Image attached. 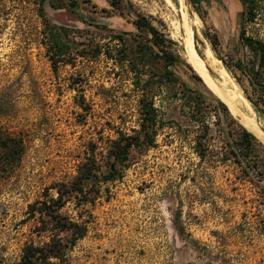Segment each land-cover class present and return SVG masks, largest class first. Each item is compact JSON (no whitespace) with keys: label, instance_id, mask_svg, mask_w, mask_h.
Listing matches in <instances>:
<instances>
[{"label":"rangeland","instance_id":"rangeland-1","mask_svg":"<svg viewBox=\"0 0 264 264\" xmlns=\"http://www.w3.org/2000/svg\"><path fill=\"white\" fill-rule=\"evenodd\" d=\"M140 16L173 42L184 82L202 88L186 66L201 76L193 62L196 52L221 87L243 95L238 114L250 117L264 135V117L220 59L235 62L249 55L240 40L243 28L264 39V1L250 23L238 0H197L196 6L191 0H123L118 8L107 0H0V134L24 146L14 168L3 171L0 160V264L54 253L57 257L40 263L264 264V177L250 182L244 164L230 153L223 162L201 160L195 151L197 124L188 122L180 100L165 86L155 97L163 122L157 145L139 139V101L154 66L140 65L136 75L106 52L118 58L110 35L152 37L135 27ZM55 37L66 58L96 45L103 53L76 56L55 71L50 58L60 51ZM222 69L229 75L221 77ZM230 112L240 123L242 116ZM214 122L211 118L210 134L217 137ZM119 138L132 139L134 146L125 165L115 164L118 177L110 180ZM257 139L264 148V138ZM87 167L94 170L87 195L69 193ZM59 191L66 192L63 206L55 205L50 217L41 203L50 205ZM74 223L86 234L75 244L73 229L61 228Z\"/></svg>","mask_w":264,"mask_h":264},{"label":"trees","instance_id":"trees-1","mask_svg":"<svg viewBox=\"0 0 264 264\" xmlns=\"http://www.w3.org/2000/svg\"><path fill=\"white\" fill-rule=\"evenodd\" d=\"M111 6L118 8L123 3V0H107ZM243 8L246 17V22L254 23L258 17L259 12L263 7L264 0H238ZM75 3V2H74ZM193 6H196L197 0H191ZM76 4V3H75ZM138 30L146 31L151 38H144L142 35H137L132 38V34L123 32L120 34L110 35V41L116 43V51L118 58H115L108 49L107 57L115 60L116 63L123 66L128 63V68L131 72L138 75L140 65L146 67L147 64L153 65L152 77L144 86L143 96L139 101L140 112L142 115V122L140 124L141 130L139 132V139L142 137L146 141L148 147H156V137L158 130L163 126V122L159 120V109L156 107L155 97L159 90L165 86L166 92L171 93L172 99L180 100V109L186 113L189 123H192L197 129L195 131V151L201 160H210L211 158L218 159V161H225L229 158V153L235 157L236 163L243 165L244 172L247 173L249 181L252 182L255 177H264V152L259 151L262 145L259 143L256 136L248 131L239 121L233 117L228 106L218 98L213 97L208 87L204 84L203 79L199 76L191 66H186L192 70L190 79L202 85V88L195 89L184 82L178 74L177 69L183 61L181 56L171 50L173 42L167 40L165 36L145 17H138L134 22ZM240 40L249 50V55L239 58L235 62H226L220 58L227 70L235 78L238 85L242 88L244 95L249 99L253 107L264 117V39L254 38L248 36L245 28L240 33ZM54 45L60 51L53 52L50 56L53 68L57 71L60 62L70 63L74 61L76 56L97 58L103 53L102 46L96 45L84 49L78 54L71 52L64 56L63 45L59 46L58 38H54ZM216 51V49H215ZM181 70V69H179ZM187 74V73H186ZM203 89V90H202ZM214 118L218 130L217 137L212 136L210 119ZM132 139H128L125 143L123 138H119L114 142L112 148V157L115 162L109 167V179H117L116 163L125 165L126 157L130 149L134 146ZM218 143L220 146H216ZM217 147V148H214ZM238 148V150H236ZM263 148V147H262ZM264 149V148H263ZM24 153V146L21 139L12 137L11 135L0 134V160L3 171L8 168H14L19 163ZM93 169L87 167L86 170H81L79 176L69 188V193L76 192L77 195L85 197L87 195V186L93 176ZM66 192L59 191L58 199H50L48 205L46 201L41 204L44 205L43 213L52 216L51 210L55 205L61 208L62 201ZM73 228L62 225L63 231H71L74 236L73 244L77 240L85 237V228L77 223L72 224ZM177 227L179 233H182L181 227ZM57 257V254H43L42 258H36L34 254L25 257L27 260L23 264H41L40 261Z\"/></svg>","mask_w":264,"mask_h":264},{"label":"bare ground","instance_id":"bare-ground-1","mask_svg":"<svg viewBox=\"0 0 264 264\" xmlns=\"http://www.w3.org/2000/svg\"><path fill=\"white\" fill-rule=\"evenodd\" d=\"M197 19V18H196ZM196 24V23H195ZM210 54V52H209ZM211 60V59H210ZM193 62L194 64H196V69L199 72V74L205 79L206 83L208 84L209 88L216 94V96H218V98H220L230 109V111L237 113L236 115H241L242 116V120L243 123L250 129L252 130L258 137H263L264 135L262 134L261 130L259 129L258 126H256L255 123H253L247 116H245L244 114H242L241 112L238 114V112L240 111L238 109V95L232 93L231 91H229L228 89L221 87L216 81L215 79H213L210 74L209 71L207 69V64L206 62L196 53L193 52ZM217 65V64H216ZM222 67V66H221ZM220 69V68H219ZM220 73V72H219ZM218 73V74H219ZM225 75H229L228 72L224 69H222L220 76L221 77H225ZM228 78V77H227ZM236 88V87H234ZM233 89V88H232ZM236 90V89H235ZM239 92V91H238ZM236 92V93H238ZM239 94V93H238ZM241 94V93H240ZM241 97L243 95H240ZM240 97V98H241ZM239 98V99H240ZM249 105V104H247ZM250 106V105H249ZM250 108V107H249ZM252 112V111H251ZM255 117V116H254Z\"/></svg>","mask_w":264,"mask_h":264},{"label":"water","instance_id":"water-1","mask_svg":"<svg viewBox=\"0 0 264 264\" xmlns=\"http://www.w3.org/2000/svg\"><path fill=\"white\" fill-rule=\"evenodd\" d=\"M220 99V98H219ZM221 100V99H220ZM222 101V100H221ZM240 123L248 130V131H250L254 136H256V138H258L257 137V135L252 131V130H250L244 123H243V120H240Z\"/></svg>","mask_w":264,"mask_h":264}]
</instances>
